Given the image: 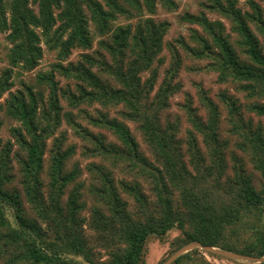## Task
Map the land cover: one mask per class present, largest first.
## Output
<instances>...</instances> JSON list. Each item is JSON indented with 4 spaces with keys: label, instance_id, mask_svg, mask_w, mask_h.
<instances>
[{
    "label": "trees",
    "instance_id": "16d2710c",
    "mask_svg": "<svg viewBox=\"0 0 264 264\" xmlns=\"http://www.w3.org/2000/svg\"><path fill=\"white\" fill-rule=\"evenodd\" d=\"M206 1L209 6L204 4V8L230 18L237 38L235 45L245 60L239 59L224 36L222 24L211 22L202 14L181 17L185 23L201 26L205 33V37L193 35L194 49L182 46L195 58L210 60L206 68L217 74L218 82H232L249 97L264 100V53L249 26L254 25L264 39L263 13L252 0L249 2L252 14H241L232 0H226V6L221 0ZM158 5L166 10L176 8L174 0H0V35L6 34L10 45L7 68L0 72V114L4 112L20 124L22 131L12 128L11 132L25 156L19 160L22 189L19 193L8 189L13 178L12 146L10 142L0 141L2 263L80 264L72 259L76 256L87 264H144L147 240L152 236L163 239L172 230L181 232L172 245L173 253L197 242L241 256L264 257V229L260 226L264 218V130L239 125L234 118H240L236 102L222 96L240 138L237 147L249 157L252 168L262 179L257 190L251 174L239 160L234 161L232 175L225 178L227 164L218 140L219 112L202 91L200 100L207 113L205 119L197 114L189 98L181 105L190 126L184 141L176 138L175 126L162 127L160 115L179 91L173 82L180 60L171 48L174 64L154 91L157 74L151 69L162 51L167 30L165 22L152 18ZM119 16L126 20L142 18L134 25L112 28ZM89 21L97 34L109 36L107 42L99 44L109 61L84 55L79 62L62 66L73 49L91 46ZM42 44L56 55L54 72L74 81L78 91V96L65 95L69 91L59 92L54 72L38 75L39 85L48 90L44 127L38 114L39 106L41 110L45 108L40 103L42 95L28 86L9 92L14 74L31 72L38 66L43 56ZM148 71L150 77L142 81L141 75ZM6 93L8 98L2 103ZM59 93L72 106L82 103H96L103 108L121 106V116L137 124L157 166L139 152L123 122L104 115L93 121L95 126L112 132L121 144L116 147L105 145L104 140L92 136L67 115L75 134L95 144V150L90 152L92 156L101 157L114 167L122 165L136 180L149 183L153 200L143 194L138 181L130 184L121 181L118 188L109 171L94 167L98 178L93 180L90 194L95 205L89 219L81 217L85 208L81 202L83 184H75L66 200L63 199L77 177L75 171H63L70 155L68 150L60 151L63 139L51 151L45 190L41 179L43 157L46 141L53 133L52 117L59 119ZM251 109L264 118V104H254ZM21 195L33 217L26 214ZM128 202L134 206L131 210ZM85 223V228L93 233L89 237L83 230ZM93 246L107 251L108 258L98 261ZM173 264L211 263L195 249L178 257Z\"/></svg>",
    "mask_w": 264,
    "mask_h": 264
},
{
    "label": "rangeland",
    "instance_id": "374dc122",
    "mask_svg": "<svg viewBox=\"0 0 264 264\" xmlns=\"http://www.w3.org/2000/svg\"><path fill=\"white\" fill-rule=\"evenodd\" d=\"M232 1L235 2V8L238 9L241 14L253 13V10L250 7L249 3L250 0ZM252 1L258 5L264 17V0ZM174 2L176 4V8L174 10H166L162 6L158 5L155 15L152 16L155 21L165 22L167 24V30L163 37L162 51L155 59L151 69L157 74L154 91H156L161 85V82L166 75V71L169 70L174 64L171 55V48H173V50L177 52L180 60L179 69L175 74V80L173 82V84L178 85L179 91L170 98L168 108L161 113V125L162 127H164L166 124L175 126L176 138L180 141H184L187 137L186 132L190 129V126L186 118V114L181 108V105L186 101L187 98H189L191 100L192 107L195 108L197 114L202 119H205L207 113L201 104L200 92L202 91L203 93H205L207 98H209L213 102V104L217 106L219 112L218 140L221 146L224 148L223 152L227 164L225 178H228L232 175L231 168L234 165V161L239 160L245 165L247 173L251 174L254 187L258 190L261 186L262 179L259 173L252 168L249 157L241 152L237 147L238 143H240V138L238 134H236L235 128H233L231 116H229L228 108L222 101V96L226 95L236 102V107L238 109V115L240 116V118L234 116L235 120L239 122V125H243L246 128L251 127L252 130H255L258 127L264 130V118L258 116L251 109L254 104H264V100H258L256 98L249 97L246 92L240 91L238 89V85L232 82H218L217 74L206 68V66L210 64V60L197 59L182 46L183 44L189 49H194L196 43L194 42L195 39H193V35L205 37V33L202 30L201 26L197 24L191 25L185 23L181 20V17L185 14H202L207 17L209 21H218L222 24L224 36H226L229 42L233 45L236 54L240 57L239 59L245 60V56L242 54V51L235 45L237 38L233 30V25L229 20L230 18L228 19L222 13H219V11L211 12L208 9L204 8V4L209 6V3L206 0H174ZM221 2L224 4V6H226V0H221ZM34 9L36 10L35 7ZM141 18L135 17L134 19L126 20L123 16H119L118 20L113 22L111 27H122L127 26L128 24L134 25L138 22L137 19ZM249 26L255 37L258 39L264 53L263 37L257 33V29H255L254 25L250 24ZM88 30L91 37V46L88 49H73L68 59L61 63L62 66L65 67L70 63L74 64L76 62H79L81 60V57L84 55H89L97 59L100 57H104L107 61H109L108 54L103 51L101 46L99 45L100 42H107L109 36H101L97 34L93 24L90 21L88 22ZM192 31H196V33L193 34ZM5 37L6 34L0 35V72L3 69L7 68V53L10 48V45L6 41ZM206 39L208 41L210 40L208 37H206ZM41 47L43 49V56L38 62V66L31 72H20L18 75L13 73L14 75L11 79L13 86L9 92L15 93L16 91L23 90L26 86H28L33 88V92L41 94L43 97V101L40 103H43L45 108L41 110L42 107L39 106L38 114L39 119L42 122V126L44 127L47 122L44 121L45 119L43 116V110L47 109L46 94L48 90L46 87L39 85L38 75H44L54 72L53 65L58 62V60L56 59L55 53L49 52L43 44L41 45ZM14 72H16V70ZM150 74V71L143 73L141 75L142 81H145L147 78H149ZM104 78L109 81L108 83L111 86L116 87L113 81L106 78L105 76ZM54 80L57 83L59 92L69 91L68 93L64 92L65 95L72 94L78 96V91L76 88L77 85L74 84V81L66 80L56 72H54ZM61 96L62 94L59 93V105L61 107V111L59 112V119L54 120L55 118L52 117L53 122L51 128H53V133L52 135H50L45 145L46 150L43 157V170L41 173V179L46 190L49 182L48 174L52 157L51 151L54 149V145L63 139V145L60 151H70V155L64 163L63 171L66 173L75 171L77 173L75 182L71 183V185L68 186L63 199L64 201L66 200L69 191L75 184L82 183L83 189L81 192L83 193V197L81 199V202L85 204V208L80 215L85 219H89L92 216V206L95 205L93 197L90 194V189L93 183L95 184L93 180L95 178H98L94 167L104 168L109 171L112 174V178L114 179V182L116 183V186L118 188L120 187L118 184L121 181H125L126 183L130 184L136 179L133 175L128 174V171L122 165H117L114 167L113 163H110L102 159L101 157L92 156L90 152L92 150H95V144L75 134L70 123L68 122V117L95 138L104 140L105 145L112 144L116 147H121V144L112 134V132L99 126H95V124H93V121L98 120L102 115H104L109 119H117L123 122L124 125L128 127L131 135L135 139L139 152L150 164H153L154 166H157V164L155 163L149 148L143 141L141 133L137 128V124L131 121H127L121 116V106L103 108L96 103H82L78 106H72L71 104L67 103L65 99L66 96ZM6 98H8V93L3 96L1 102L3 103V100ZM0 123L1 143L6 144L10 142L12 146L10 159L12 169L11 173L13 178L11 184L8 186V189H16L17 191H19V193H22L20 185L21 176L19 173V160L20 158H25V156L22 150L18 147L11 132L12 128H16L21 131L22 128L18 122L7 117L4 112L0 114ZM136 181H138V183L140 184L143 194L149 200H153V193L151 192L150 184L144 182L142 179H138ZM21 202L26 214L30 217H33L30 207L26 204L24 196L22 195ZM130 202H128L129 210H131V207H134L131 206L132 202L131 204ZM85 226L86 223L83 227L86 236L89 237L93 235V233L90 232L88 228H85ZM260 226L261 229H264V218ZM180 236V231L172 230L167 233L163 239H159L154 236L150 237L145 245L144 264H164L168 258H170L177 252H172V245ZM93 247L94 251L97 254L98 261H104L108 258L107 251H103V249L96 248L95 246ZM198 250L199 254L211 264H256L246 260H234L222 256H216L214 254L203 253V250ZM72 259L79 262L80 264H87L81 257L72 256ZM0 264L4 263L0 261Z\"/></svg>",
    "mask_w": 264,
    "mask_h": 264
},
{
    "label": "water",
    "instance_id": "95a60500",
    "mask_svg": "<svg viewBox=\"0 0 264 264\" xmlns=\"http://www.w3.org/2000/svg\"><path fill=\"white\" fill-rule=\"evenodd\" d=\"M195 249H200L206 253H210V254H214L217 256H222V257H226V258H230V259H234V260H246V261H250V262H253L256 264L264 263V257L256 258V257L241 256V255H238L235 253L224 252V251H221L217 248H213V247H209V246H203L200 243L196 242V243L189 244V245L181 248L180 250H178L174 255H172L170 258H168L164 264H172L181 255L188 253V252L195 250Z\"/></svg>",
    "mask_w": 264,
    "mask_h": 264
}]
</instances>
